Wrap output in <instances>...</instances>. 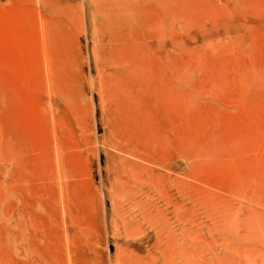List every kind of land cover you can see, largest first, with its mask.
<instances>
[{
	"label": "rangeland",
	"instance_id": "374dc122",
	"mask_svg": "<svg viewBox=\"0 0 264 264\" xmlns=\"http://www.w3.org/2000/svg\"><path fill=\"white\" fill-rule=\"evenodd\" d=\"M241 1L131 0L111 43L101 0H0V264H264V0Z\"/></svg>",
	"mask_w": 264,
	"mask_h": 264
},
{
	"label": "bare ground",
	"instance_id": "6f19581e",
	"mask_svg": "<svg viewBox=\"0 0 264 264\" xmlns=\"http://www.w3.org/2000/svg\"><path fill=\"white\" fill-rule=\"evenodd\" d=\"M243 1V0H242ZM241 1V2H242ZM248 2V1H247ZM253 2V1H252ZM259 2V1H258ZM256 3V2H255ZM262 3V2H261ZM264 3V2H263ZM240 4V3H239ZM244 4V3H243ZM258 4V3H257ZM101 14H102V31L103 34L105 35V38L107 37L109 40L110 38H113L111 40H115L114 42H116V39H120L126 36L127 32H131V0H101ZM246 5V2L244 4ZM260 6V4H258ZM134 6V5H133ZM241 6V5H240ZM251 6H253L251 4ZM264 6V4H263ZM243 7V6H241ZM257 7V6H256ZM258 8V7H257ZM261 8V7H260ZM133 9V8H132ZM251 9V8H250ZM248 10V9H247ZM255 10V9H254ZM135 12V11H134ZM139 13V12H138ZM148 15V14H147ZM135 16V15H134ZM133 16V18H134ZM144 16V15H143ZM138 17V16H137ZM263 17V16H261ZM132 18V19H133ZM137 19V18H136ZM146 19V18H145ZM263 19V18H262ZM45 24V23H44ZM263 26V25H262ZM48 32V31H47ZM256 32V31H255ZM255 34V33H254ZM47 35V34H46ZM131 35V33L129 34ZM138 35V34H137ZM257 35V33H256ZM259 35V34H258ZM247 36V35H246ZM260 36V35H259ZM258 36V38H259ZM263 36V35H262ZM257 37V36H256ZM264 37V36H263ZM243 39V38H242ZM249 39V38H248ZM251 39V38H250ZM260 39H262L260 37ZM110 42L112 43L113 41ZM123 40V39H121ZM263 40V39H262ZM44 41V40H43ZM42 41V42H43ZM120 41V40H119ZM135 41V40H134ZM251 41V40H250ZM127 42V41H125ZM259 41L257 40L256 43H258ZM124 43V42H123ZM264 43V41H263ZM114 44V43H113ZM118 44V43H116ZM121 44V43H120ZM125 44V43H124ZM132 44V43H131ZM115 45V44H114ZM122 45V44H121ZM261 45V43L259 44ZM116 46V45H115ZM263 46V44H262ZM261 46V47H262ZM139 47V46H138ZM260 47V46H259ZM117 48V47H116ZM264 48V46L262 47ZM119 49V47L117 48ZM121 49V48H120ZM124 49V48H123ZM50 50V49H49ZM114 50H116L114 48ZM127 51V50H126ZM117 52V51H116ZM115 53V52H114ZM118 53V52H117ZM120 54V53H119ZM127 54V53H126ZM123 55V54H122ZM128 55V54H127ZM116 56V55H115ZM114 56V57H115ZM252 56V55H251ZM124 57V55H123ZM260 57V56H259ZM258 57V58H259ZM51 59V58H50ZM127 59V57H126ZM143 59V58H142ZM262 59L264 60V58L262 57ZM130 60V58L128 59ZM215 60V59H214ZM260 61V58H259ZM51 62V61H50ZM129 62V61H128ZM149 62V61H148ZM264 62V61H263ZM111 63H113V77H112V87H113V91L112 93H118V91H120L122 93L123 89H124V84H125V79L126 77L131 76L130 75V65L124 62V59H121L119 57L116 56V58H114L113 60H111ZM130 63V62H129ZM136 63V62H135ZM151 64V63H150ZM151 66V65H150ZM261 67V66H260ZM144 68V67H143ZM146 68V67H145ZM144 71V70H143ZM130 78V77H128ZM127 78V79H128ZM154 78V77H153ZM156 79V78H155ZM52 83V82H51ZM227 84V83H226ZM170 95V94H169ZM176 95V94H175ZM175 99V97L173 98ZM118 104V103H117ZM127 106V105H126ZM127 109V108H126ZM128 110V109H127ZM130 111V110H129ZM123 113V112H122ZM134 113V112H133ZM128 116V115H127ZM124 118V117H123ZM128 119V118H127ZM133 120V119H132ZM149 120V119H148ZM139 121V120H138ZM146 122V121H145ZM153 124V123H152ZM125 126V125H124ZM142 126V125H141ZM126 128V127H124ZM131 210L135 211L138 210L140 212V215H142L145 219L148 213H146L144 211V209L142 208V205L140 202H138L137 200H131ZM127 215L128 214H123L121 216V219L123 221V223L125 225H127ZM132 220V219H131ZM153 224V223H152Z\"/></svg>",
	"mask_w": 264,
	"mask_h": 264
}]
</instances>
